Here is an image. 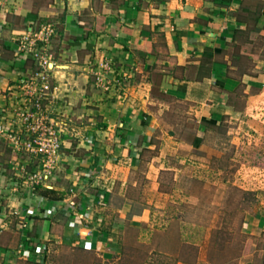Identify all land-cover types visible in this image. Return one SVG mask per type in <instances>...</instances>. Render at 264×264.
Masks as SVG:
<instances>
[{"label": "crops", "instance_id": "0c3cea01", "mask_svg": "<svg viewBox=\"0 0 264 264\" xmlns=\"http://www.w3.org/2000/svg\"><path fill=\"white\" fill-rule=\"evenodd\" d=\"M43 25L55 28L57 92L45 105L61 132V160L34 196L16 191L23 167L34 170L39 158L0 134V264H53L60 248L118 262L123 235L151 219L139 175L148 195L164 152L196 163L208 132L263 99L264 0H0V126L24 141L16 112L37 67L17 46ZM108 58L123 99L95 86L91 71ZM245 232L254 248L240 264H264V203Z\"/></svg>", "mask_w": 264, "mask_h": 264}, {"label": "rangeland", "instance_id": "374dc122", "mask_svg": "<svg viewBox=\"0 0 264 264\" xmlns=\"http://www.w3.org/2000/svg\"><path fill=\"white\" fill-rule=\"evenodd\" d=\"M256 106L208 132L196 163L182 165L178 151L164 152L148 195L138 191L139 175L136 192L152 206L151 219L123 235L118 262L60 248L53 264H240L254 248L246 219L264 203V97ZM193 120L184 121L194 127Z\"/></svg>", "mask_w": 264, "mask_h": 264}, {"label": "built area", "instance_id": "2783aa9c", "mask_svg": "<svg viewBox=\"0 0 264 264\" xmlns=\"http://www.w3.org/2000/svg\"><path fill=\"white\" fill-rule=\"evenodd\" d=\"M55 35L53 25H43L37 31H30L20 38L17 46V56L24 60H31L37 67L26 80L23 87L25 106L16 112V118L20 122L27 140L12 133L6 125L0 126V134L7 135L14 149L19 152L25 151L39 158L35 169L28 172L26 167L23 171L28 175L25 182L16 191H24L34 196L37 188L47 186L56 172L61 160L63 139L61 132L56 129L48 117V108L45 102L52 99V94L57 88L52 84L54 71L53 58L50 53V45ZM95 86L105 95L124 98L123 79L114 68L113 59H105L95 65L91 71ZM23 229L28 225L23 223ZM20 254L30 257L25 249Z\"/></svg>", "mask_w": 264, "mask_h": 264}, {"label": "trees", "instance_id": "16d2710c", "mask_svg": "<svg viewBox=\"0 0 264 264\" xmlns=\"http://www.w3.org/2000/svg\"><path fill=\"white\" fill-rule=\"evenodd\" d=\"M124 253V252H123Z\"/></svg>", "mask_w": 264, "mask_h": 264}]
</instances>
